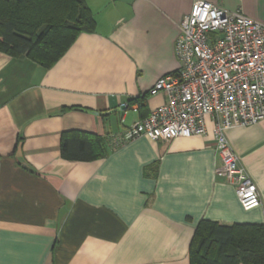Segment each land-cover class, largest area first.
Wrapping results in <instances>:
<instances>
[{
  "label": "crops",
  "instance_id": "obj_1",
  "mask_svg": "<svg viewBox=\"0 0 264 264\" xmlns=\"http://www.w3.org/2000/svg\"><path fill=\"white\" fill-rule=\"evenodd\" d=\"M85 1L94 32L50 69L0 52V264H189L201 220L264 226V120L225 131L260 194L248 211L217 173L209 117L201 135L106 141L164 103L149 91L177 68L195 0ZM206 1L264 22V0ZM71 130L104 138L108 155L63 160Z\"/></svg>",
  "mask_w": 264,
  "mask_h": 264
},
{
  "label": "built area",
  "instance_id": "obj_2",
  "mask_svg": "<svg viewBox=\"0 0 264 264\" xmlns=\"http://www.w3.org/2000/svg\"><path fill=\"white\" fill-rule=\"evenodd\" d=\"M174 53L177 68L149 91L150 96L163 94L164 103L124 132L110 135L108 146L141 136L168 141L201 135L209 117L221 159L217 173L234 186L243 210L258 207V188L239 166L225 131L264 120V22L195 0L180 21Z\"/></svg>",
  "mask_w": 264,
  "mask_h": 264
},
{
  "label": "trees",
  "instance_id": "obj_3",
  "mask_svg": "<svg viewBox=\"0 0 264 264\" xmlns=\"http://www.w3.org/2000/svg\"><path fill=\"white\" fill-rule=\"evenodd\" d=\"M95 25L85 0H0V52L50 69L80 34L94 32ZM107 155L100 136L74 130L61 134L63 160L90 162ZM188 259L189 264H264V226L201 220Z\"/></svg>",
  "mask_w": 264,
  "mask_h": 264
},
{
  "label": "water",
  "instance_id": "obj_4",
  "mask_svg": "<svg viewBox=\"0 0 264 264\" xmlns=\"http://www.w3.org/2000/svg\"><path fill=\"white\" fill-rule=\"evenodd\" d=\"M121 108H123V107H121Z\"/></svg>",
  "mask_w": 264,
  "mask_h": 264
}]
</instances>
